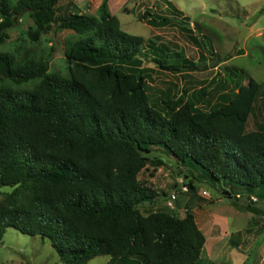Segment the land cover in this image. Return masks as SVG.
Listing matches in <instances>:
<instances>
[{
	"label": "trees",
	"instance_id": "obj_1",
	"mask_svg": "<svg viewBox=\"0 0 264 264\" xmlns=\"http://www.w3.org/2000/svg\"><path fill=\"white\" fill-rule=\"evenodd\" d=\"M57 11L58 0H0V46L25 14L32 41L57 28L77 34L64 51L66 75L49 71L40 56L0 50V186L12 187L0 197V244L13 227L48 238L65 264L99 255L110 264H196L205 236L194 214H143L139 206L158 191L139 174L163 165L150 157L157 148L202 170L184 174L191 190L202 177L222 197L241 188L264 199V125L246 129L261 83L227 65L232 91L219 103L201 109L194 95L181 93L162 100V111L149 102L144 59L150 53L173 73L197 69L196 61L177 51H168L170 62L160 59L166 46L124 31L109 0L93 14ZM139 18L175 24L148 8ZM239 72L245 83L237 82Z\"/></svg>",
	"mask_w": 264,
	"mask_h": 264
},
{
	"label": "rangeland",
	"instance_id": "obj_2",
	"mask_svg": "<svg viewBox=\"0 0 264 264\" xmlns=\"http://www.w3.org/2000/svg\"><path fill=\"white\" fill-rule=\"evenodd\" d=\"M99 3L100 0H58L57 13L63 16L70 10L77 9L82 13L93 14ZM147 8L151 12H161L171 17L175 24L154 28L139 20L138 17ZM109 9L119 18L120 26L124 31L140 35L147 41H155L158 46H166L167 49L162 48L163 52L157 51L160 59L165 58L170 62L168 51L170 53L177 51L199 65L195 70H184L182 74H173L158 68L149 53L142 67L145 69L149 102L155 107L163 111L162 100L171 96L177 97L181 93L194 95L196 104L201 109H208L219 103L216 97L220 91L225 90L222 89V85L230 87L225 80V78L228 80L225 69L227 65L242 69L248 76L260 82L262 86L260 91H263V94L259 93L257 101L264 100V0H109ZM30 28H34L32 19L26 14L22 15L16 26L8 31L9 38L0 46V50L20 56L26 52L36 57L40 56L48 62L49 71L66 75L67 61L64 51L77 34L72 30L57 28L55 31L40 34L36 41H32L26 34ZM208 47L214 53V57L230 58L215 66L212 64L213 57ZM244 73L239 72L238 83L247 81ZM37 81L33 79L22 83L19 87L30 88ZM202 89L206 92L204 96L199 92ZM260 107L264 112V104ZM258 115L264 117V113ZM153 156L161 159L163 165L157 167L148 165L138 178L155 188L158 195L151 202H145L139 206L143 214L165 210L174 215H183V209L177 210V199L172 201L171 206L168 205L170 195L174 191H177V195L184 194L190 199L187 207L192 210L195 206L199 217L205 210L216 214L230 212L231 209L227 206L231 199L211 201V195L216 197L219 190L205 178L194 179L193 191L187 185L186 191L180 190L184 174L192 172L196 176L202 171L192 167L189 160L183 165L160 150H153L150 157ZM11 189L12 187L8 185L0 186V197ZM201 190L207 192L206 196L198 194ZM237 199L235 196L234 200ZM178 202L182 208L186 205L182 195ZM242 203L248 211L250 210L249 213L254 215L251 216L252 221L249 220L250 217L247 222H244L243 218L237 220V225L242 223V230H244L243 233L234 235L233 241H237L239 245L228 241V237L223 239L219 243L222 249L217 258L210 257L213 258V264H264V225L258 230L256 228V224L264 223V214L252 210L253 207L264 209V199L257 196V201L253 202L250 201L249 196H246ZM234 204L236 205V202ZM156 206L158 207L155 208ZM191 210L187 211L192 212ZM201 226H203L202 223ZM202 228L205 229L204 226ZM247 228L249 231H245ZM231 229L235 232L233 226ZM206 252L207 248H204L202 258L207 257ZM107 263L110 264L108 255H99L87 262V264ZM0 264L65 263L59 259L48 238L24 234L13 227H6L0 244ZM112 264L116 262L113 261Z\"/></svg>",
	"mask_w": 264,
	"mask_h": 264
},
{
	"label": "crops",
	"instance_id": "obj_3",
	"mask_svg": "<svg viewBox=\"0 0 264 264\" xmlns=\"http://www.w3.org/2000/svg\"><path fill=\"white\" fill-rule=\"evenodd\" d=\"M156 13L161 14V12H156ZM161 15H163V14H161ZM138 19L140 20L139 17H138ZM142 21L145 22L144 20H142ZM148 25H150V24H148ZM150 26H152V25H150ZM177 26L182 27L181 25H177ZM152 27L158 28L156 26H152ZM164 27H166V26H164ZM210 47H212V46H210ZM210 47H208V49ZM215 59H217V61H218V60H222L224 58L220 59V58L215 57ZM217 61L214 63L215 66L225 62V61H221V62H217ZM173 74H182V72L173 73ZM225 80H226V78H225ZM226 82L228 83L227 80H226ZM228 84L230 87H228V85H227V87L225 85H222V89H225V90H222L217 94V97H216L217 102L222 100L221 97L224 94H227V93L232 91V85L230 83H228ZM261 88H262V86H261ZM260 92H261L260 95H262L263 91H260ZM186 96L191 97L192 95L186 94ZM261 104H264V100H261L258 102L257 98H256V101H255L254 107H253L252 115L248 118V120L246 122V129L247 130H252V129L255 130L256 128H259L262 125H264V117L258 115L259 113H264L263 109H261V107H260ZM250 119H251V123H249ZM155 150H160L161 152H163L161 149L156 148ZM203 192H206V191L201 190V192H198V194H201L202 196H206V194H204ZM255 193L254 192H248L245 189H241V188L236 189L234 192H232L231 197L227 198L228 200L231 199L229 202V205L227 206V208L231 209L228 214H226V213L216 214V213L209 212V211L205 210L204 213H201L200 217L197 214V208L195 209V206H194V208H192V210L189 209V207H187V204H189V202H190V199L187 198V196H185L184 194H179V195L176 194V199H177L176 206H178L177 210L183 209L182 211L184 214L183 215L175 214V215H177L179 217H183L187 210H191L194 214L195 221H196L198 227L202 230V232H203L202 234H204V236H205V242L203 244V248H202L201 253H200V259L198 260V262L196 264H213V258L211 259L210 257L216 256V258H217L219 251L222 249V246L219 243L227 237H228L227 238L228 241H231L233 244L239 245V243L237 241H233V238H234L235 234L239 235L240 233H243L244 230H242V225H241L242 223H240L239 226L237 225L238 224L237 220L243 218V221L247 222V219H249V217H250L249 220L252 221L251 216H254L252 213H249L250 210L248 211V209H246L244 207L245 204L243 205L242 202L245 201L246 196L254 195L255 197H257L258 193L257 192H255ZM181 195L186 202V205L183 208L180 206V203L178 202ZM235 195H240V197L236 201L234 200ZM210 199H211V201H213V200L214 201L215 200L216 201H223L225 199V197L221 196V192L219 190L218 195L216 197H213L211 195ZM232 200H233V202H232ZM235 202H236V205L234 204ZM162 205L164 206L165 202ZM158 206H156L155 208H157ZM252 210L258 212L259 214H264V209L261 207H253ZM163 211H165V210H163ZM201 223L203 224L205 229L202 228L203 226H201ZM235 225H237V227ZM263 225H264V223L256 224L257 230L260 229ZM232 226L234 227L235 232H232V229H231ZM246 230L249 231V228L245 229V231ZM213 237H215V239H213ZM236 240H237V238H236ZM204 248L205 249L207 248V252H206L207 257L202 258V252H203Z\"/></svg>",
	"mask_w": 264,
	"mask_h": 264
},
{
	"label": "built area",
	"instance_id": "obj_4",
	"mask_svg": "<svg viewBox=\"0 0 264 264\" xmlns=\"http://www.w3.org/2000/svg\"><path fill=\"white\" fill-rule=\"evenodd\" d=\"M181 187H180V190L181 191H186L187 190V187H186V185H184L183 183H181ZM204 194H207L206 192H203ZM176 194H177V191H174L171 195H170V200H168V205L169 206H171L172 205V201L173 200H175L176 199ZM236 196V198H239L240 197V195H235ZM249 199H250V201H253V202H255V201H257V197H255V196H249Z\"/></svg>",
	"mask_w": 264,
	"mask_h": 264
}]
</instances>
